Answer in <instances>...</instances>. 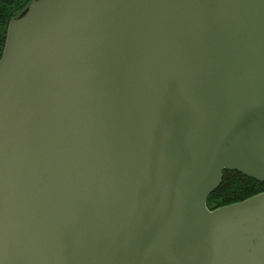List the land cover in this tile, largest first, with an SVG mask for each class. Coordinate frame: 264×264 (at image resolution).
Wrapping results in <instances>:
<instances>
[{
	"label": "water",
	"instance_id": "water-1",
	"mask_svg": "<svg viewBox=\"0 0 264 264\" xmlns=\"http://www.w3.org/2000/svg\"><path fill=\"white\" fill-rule=\"evenodd\" d=\"M264 0H34L0 58V264H264Z\"/></svg>",
	"mask_w": 264,
	"mask_h": 264
},
{
	"label": "trees",
	"instance_id": "trees-1",
	"mask_svg": "<svg viewBox=\"0 0 264 264\" xmlns=\"http://www.w3.org/2000/svg\"><path fill=\"white\" fill-rule=\"evenodd\" d=\"M34 0H0V58L5 47L10 22L23 16ZM264 193V182L248 178L236 171H225L219 188L207 201L210 210L245 201Z\"/></svg>",
	"mask_w": 264,
	"mask_h": 264
}]
</instances>
